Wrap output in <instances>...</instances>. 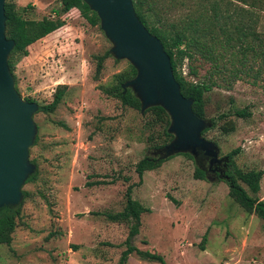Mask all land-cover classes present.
I'll use <instances>...</instances> for the list:
<instances>
[{
  "label": "rangeland",
  "instance_id": "1",
  "mask_svg": "<svg viewBox=\"0 0 264 264\" xmlns=\"http://www.w3.org/2000/svg\"><path fill=\"white\" fill-rule=\"evenodd\" d=\"M13 1L17 7L30 4L24 16L36 20L54 17L61 5L60 0ZM247 8L259 35L256 51L247 54V80L207 92L205 118L236 108L250 115L229 114L233 129L220 120L206 138L216 141L219 157L240 148L234 163L241 170L264 172V0ZM186 9L171 10L169 21ZM63 17L66 24L29 45L13 69L21 97L38 104L49 103L58 84L67 87L54 112L33 115L38 139L29 159L37 174L22 186L19 224L10 245L0 243V264H118L130 224L113 222L107 214L124 208L128 185L132 198L148 209L133 244L160 254L164 263L132 252L125 264H264V220L229 195L224 176H194L196 163L208 167L204 155L198 161V153L197 162L175 154L145 171L139 183L136 163L147 155L160 158L151 146L159 142L161 127L152 124L150 113L123 106L99 89L129 64L110 54L98 79L93 77L95 55L111 47L99 25H90L76 9ZM211 69L198 57L180 66L190 81ZM257 196L264 200V173Z\"/></svg>",
  "mask_w": 264,
  "mask_h": 264
},
{
  "label": "trees",
  "instance_id": "2",
  "mask_svg": "<svg viewBox=\"0 0 264 264\" xmlns=\"http://www.w3.org/2000/svg\"><path fill=\"white\" fill-rule=\"evenodd\" d=\"M239 1L241 4H233L231 0H132L135 13L140 21L152 34L160 39L169 55L173 75L179 83L182 95L193 100L192 110L202 118H205V94L207 92L214 87L229 89L237 80H247L243 76V73L248 75L247 54L255 52L259 42V35L254 25L255 21L251 20L249 16L251 14L249 12L250 8L247 7L252 8L260 5L262 0H252V2L249 0ZM60 2V7L53 9L54 17H43L36 20L28 19L24 16L27 9L31 7L30 4L24 7H17L13 0H5V35L15 43L8 57L15 88L16 78L13 69L16 62L28 54L29 45L64 26L66 24V20L63 17L64 14L71 9H76L79 15L90 25H99L97 14L90 10L89 6L82 0H60ZM184 7L187 9L177 11L179 13H177L178 18L176 21H169L170 16H172L170 14L171 10ZM109 56L108 50L101 55H95L96 66L93 75L95 79H98L104 60ZM195 57L211 63L212 69L201 79L190 81L181 74L180 66L184 59L192 60ZM135 75L136 69L129 63L125 70L113 74L111 82L98 87L107 96L117 98L121 105L140 111V101L135 93L129 87L125 89L122 87L124 82ZM66 87V84H58L53 92L52 100L46 104H39L36 112H54L63 98ZM24 99L37 102L32 97ZM147 113L151 114L152 124L158 123L161 127L156 134L159 142H155L151 146L154 153L170 142L173 139V134L167 131L170 117L161 106H151L141 112L144 115ZM229 114L245 118L250 115V112L246 108H236L219 114L217 118H205L210 121L211 125L204 129L201 135L206 138V133L216 127L220 120H225L224 122L228 123L232 130L234 127L233 123L226 120ZM37 139L36 135L34 144ZM150 139L153 141V138L150 137ZM211 141L216 143L214 140ZM239 152L240 148H235L226 154L229 158L224 171L227 178L224 176L222 180L229 187V195L241 207L249 213H255L264 220V200H260L257 196L264 172L262 169L244 171L238 168L234 163V156ZM179 154L189 156L196 161L197 159L200 161V157L203 158L201 152H199L197 159L189 153ZM165 159L153 158L148 155L141 158L135 165L139 183L142 181L145 171L155 169ZM30 161L35 164V170L25 183L32 181L37 174L35 161ZM206 171L200 161V164L196 163L194 176L198 179H205L207 177ZM87 185H91V183H87ZM21 190L24 198L26 193L22 188ZM131 194L132 185H128L125 191L126 202L124 208L114 214H107V217L113 222H127L130 224L125 240L127 248L122 251L118 264H125L129 254L132 252H135L143 259L164 263V259L160 254L142 250L133 244V239L139 231L141 215L147 212L148 209L132 198ZM23 198L16 207L0 209L1 244L10 245L12 241V233L19 224Z\"/></svg>",
  "mask_w": 264,
  "mask_h": 264
},
{
  "label": "water",
  "instance_id": "3",
  "mask_svg": "<svg viewBox=\"0 0 264 264\" xmlns=\"http://www.w3.org/2000/svg\"><path fill=\"white\" fill-rule=\"evenodd\" d=\"M82 1L97 14L99 27L111 43L109 53L116 60H127L136 69V75L122 87L132 89L140 101V111L161 106L170 117L167 131L173 139L157 151L160 158L179 153L196 158L202 152L209 168L226 164L229 158L219 157L217 144L201 135L210 121L196 115L193 100L182 95L169 55L160 39L140 21L132 0ZM4 5L5 0H0V209L19 205L23 198L21 188L35 170L29 160V148L35 141L37 126L33 115L39 108L37 102L22 98L14 86L8 57L15 43L5 35ZM223 172L218 171L219 175Z\"/></svg>",
  "mask_w": 264,
  "mask_h": 264
},
{
  "label": "flooded vegetation",
  "instance_id": "4",
  "mask_svg": "<svg viewBox=\"0 0 264 264\" xmlns=\"http://www.w3.org/2000/svg\"><path fill=\"white\" fill-rule=\"evenodd\" d=\"M225 163H221L219 166L216 164V165H213L211 168H208L207 167V173L208 172H212V173H214V174H217V175H219V173H218V171L221 169V170H223L220 166H223L224 168L226 167V164L224 165ZM224 171H225V169H224ZM223 174H225L224 172H223ZM222 174V176H224Z\"/></svg>",
  "mask_w": 264,
  "mask_h": 264
}]
</instances>
